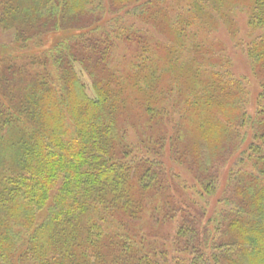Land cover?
Segmentation results:
<instances>
[{"label": "trees", "instance_id": "obj_1", "mask_svg": "<svg viewBox=\"0 0 264 264\" xmlns=\"http://www.w3.org/2000/svg\"><path fill=\"white\" fill-rule=\"evenodd\" d=\"M164 2L1 0L0 264H264V0ZM205 2L247 9L254 99L187 62Z\"/></svg>", "mask_w": 264, "mask_h": 264}, {"label": "rangeland", "instance_id": "obj_2", "mask_svg": "<svg viewBox=\"0 0 264 264\" xmlns=\"http://www.w3.org/2000/svg\"><path fill=\"white\" fill-rule=\"evenodd\" d=\"M153 2H158L159 6L162 7L163 9L168 10V7L166 8L165 6L167 5L166 2L170 3L171 6H173V3H176L177 1L180 0H152ZM207 1V0H205ZM236 3H243L245 0H236ZM1 2V0H0ZM227 4H230V2H227ZM136 6L138 5L135 4ZM204 8H210V4L205 2ZM230 10H225L220 9L219 11H215L209 9L213 16H211V22L206 23L205 19L203 18L202 24L199 26V29H197V32L195 35H193L194 41H190V38H188L190 44L193 46L194 44L197 43V41H200L201 47L198 50H202L201 55L199 57L194 56L192 53L189 52V54H186V59L187 62H189L192 65H197L200 63L201 67V72H205L204 75L209 76L210 71L208 72L207 69H205V66H207L208 61L209 62H215L217 60L225 61L224 65L222 66V72H229V74H233L235 80H240L242 82V87L245 89V92L249 90V93H251V99H254V96L258 90H260V85L259 81L261 78V75H257L253 73V69L245 55L243 54V44L246 43L249 40V34L247 31V26L246 22L248 20V15L247 9H244L238 5L233 4V6L230 8ZM178 10V8H177ZM184 10V11H183ZM182 13H175L174 15H171L168 13V11L165 13L167 15V19L171 21V19H183L184 16H179V15H186L188 14L187 9H182ZM187 11V12H186ZM201 16L205 17V12L201 11L200 12ZM224 19V21L222 20ZM233 21L234 26L236 28H233L228 22ZM153 23V26L150 27L151 29V34L150 38L156 39L158 44H161V46H164L165 43L168 41L169 35L171 31L173 30H179L178 26H168L167 29H164L162 26L156 24L155 22L151 21ZM193 28V27H192ZM8 32H10L12 35L13 33L16 32V28L13 26L10 29H8ZM168 33V36L166 34ZM158 34V35H157ZM10 34H4V32L0 29V43L3 41L9 40L8 38ZM154 36V37H153ZM12 37V36H11ZM152 39V40H153ZM184 40V38H183ZM239 45L237 41L240 43ZM182 40H180L177 44H180ZM186 42H188L185 39ZM241 46V47H240ZM128 49L130 48V45L127 47ZM138 48V47H137ZM134 48L133 46L131 47L130 52L134 53ZM140 49V48H139ZM215 50L217 53L212 54V51ZM138 51V50H137ZM198 53V52H197ZM199 60V61H198ZM226 63L228 65H226ZM209 66V65H208ZM76 75L78 79L85 85V93L91 97L94 98V92H93V87L91 84V79L85 72V70L79 65L75 64L74 65ZM205 69V71L203 70ZM128 72V69L125 70ZM129 73V72H128ZM232 76V77H233ZM210 77V76H209ZM174 100V98H172ZM164 104H167L164 102ZM163 104V105H164ZM180 110H174L171 114V122H170L169 127L173 129L175 123L179 122L180 120V112L182 110L183 114H185V107L178 105V108ZM248 113L254 115V107H253V101L248 104V107L246 108ZM171 112V111H170ZM175 121V123H174ZM127 132L128 135L131 138H135L137 140V130L135 127H127ZM243 130V127H241L240 134ZM249 133V131H248ZM239 137V136H238ZM239 139V138H238ZM236 153V152H235ZM8 158H6L7 160ZM4 160V159H2ZM234 161V160H233ZM249 163V162H248ZM231 164V163H230ZM229 164V165H230ZM233 164V163H232ZM229 165L225 168L224 173L228 172ZM181 170V169H180ZM177 173L181 174V177H184L188 180L192 179L190 173L184 170H177Z\"/></svg>", "mask_w": 264, "mask_h": 264}]
</instances>
